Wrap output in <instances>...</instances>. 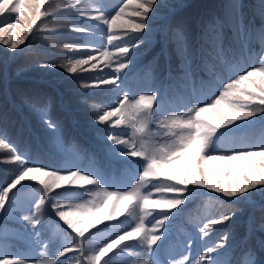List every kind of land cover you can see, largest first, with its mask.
Returning a JSON list of instances; mask_svg holds the SVG:
<instances>
[{
    "label": "trees",
    "instance_id": "obj_1",
    "mask_svg": "<svg viewBox=\"0 0 264 264\" xmlns=\"http://www.w3.org/2000/svg\"><path fill=\"white\" fill-rule=\"evenodd\" d=\"M37 2L24 0L20 13L0 14V28L5 29L0 32V133L7 135L18 152L27 154L30 167L60 170L62 174L66 170H83L84 174L100 176L104 181L100 188L117 193L130 191L139 180L142 165L131 158L116 160L108 156L96 133L111 132L138 143L142 134L135 132L132 124L139 126V118L133 120L129 109L120 126L105 128L96 124V115L109 107H119L118 100L123 98L124 91L118 92L112 85L88 86L97 79H108L114 74L115 62H124V58L114 57L111 68L104 65L102 58L83 65V70L78 68L75 73H68L67 68L75 60L99 57L107 48V25L90 18L98 9L111 19L124 8L118 24L141 22V18L134 15L139 10L137 0L131 3L129 0H44L41 12L46 15L41 16L24 42L12 49L10 45L31 23ZM81 12L88 15L82 17ZM17 15L20 20H16ZM147 23L149 27L142 34L113 30V35L125 36L123 41L113 44H134L137 36L144 40L131 53L132 63L123 70L122 85L123 89L133 92L130 100L141 94L158 93L150 122L152 135L144 139L161 148L176 141L180 132L176 128H161L162 122L171 124L172 118L186 119L190 109L214 100L222 83L227 82L232 73L264 63V11L261 0H159ZM9 24L16 27L9 28ZM75 28H85L88 34ZM86 41L89 47L81 48ZM108 50L114 51V48ZM91 63H96L97 68L92 69ZM41 64L57 67L42 68L38 66ZM254 79L259 82L262 77L257 74ZM82 98L86 102H82ZM256 106L264 107L258 101ZM41 111H47L48 117L58 125V132L47 128L40 118ZM165 117L169 120L165 121ZM110 119L114 124L121 117ZM238 123L242 126L226 132L217 141L218 148L254 150L250 146L264 141V114L252 118L251 123ZM213 163L221 166L222 183L232 179L225 175L227 163L209 162L210 169ZM231 165L235 170V162ZM19 170L20 166L10 161L8 150L0 148V185L10 183ZM18 188L14 203L0 215V259L8 254V259H23L25 264H46L58 255L62 246L75 242L76 234L55 216L53 202H58L60 210L76 212L75 205L82 201L94 202L99 196L92 193H100V188L94 185L88 186L84 195L72 189L54 190L55 195L49 193L39 209L41 223L37 225V236L23 216L34 208L44 186L31 181ZM141 192L151 193L149 199L152 200L178 198L173 194L161 197L151 186L142 188ZM61 197L71 199L65 201ZM221 201L228 198L208 190L195 191L178 210H172L163 227L157 225L159 231L155 232L153 225L162 217L155 212L146 216L145 228L150 233H164L162 241L158 242V257L154 259L164 264H175L184 256L198 259L208 246H214L227 233L225 245L215 253L219 264H238L245 252L251 254L247 259L264 264V229L260 227L264 224V193L245 194L231 204ZM66 203L73 207L63 206ZM117 204L119 206V202ZM231 208L237 211L230 221L210 225L207 235L200 232L210 219L228 214ZM141 215L139 208H133L130 217L122 216L120 223L111 224L102 237L86 241V250H95L97 242L102 243L103 238L119 228L130 230L140 222ZM139 253L141 247L130 243L128 252L110 256V264H140L147 257ZM60 261L61 264H81V257L78 253H69Z\"/></svg>",
    "mask_w": 264,
    "mask_h": 264
},
{
    "label": "snow or ice",
    "instance_id": "obj_2",
    "mask_svg": "<svg viewBox=\"0 0 264 264\" xmlns=\"http://www.w3.org/2000/svg\"><path fill=\"white\" fill-rule=\"evenodd\" d=\"M131 3V0H129ZM159 0H137V10L134 15L141 18V22L117 23V20L124 14V8H121L111 19H107L103 11L97 10L95 16L91 19L102 21L108 27L107 48L100 53L99 57L88 56L87 59L75 60L71 66L67 68L68 73H75L78 68L82 69L83 65L89 64L94 60L103 59L104 65L111 68L114 57L124 58V62H115L114 74L108 79H97L90 87L99 88L103 85H112L119 92L124 91L123 98L118 100L119 107L103 111L94 117V122L105 128L120 126L125 122L124 113L129 109L133 113V120H138L132 124L135 132L141 133V138L137 143L135 140L121 138L111 132L105 135L96 133V137L101 141L105 153L113 159H129L139 162L143 170L138 171L139 180L136 186L127 192H109L100 186L104 181L98 175L93 173L84 174L83 170L70 171L66 170L64 174L60 170L51 171L44 167L28 166L27 154H21L17 151L7 135L0 133V148L7 149L10 161L20 166V170L11 179L6 186L0 185V215L8 209V206L14 203V196L19 191L18 186H22L24 182L37 181L43 185L40 199L35 201L33 209L23 216V220L28 222L31 230L38 236L39 231L37 225L41 223V215L39 209L44 203L49 193L55 195L54 190L72 189L78 191L80 195L87 193L88 186L94 185L100 188V193H92L99 196L96 201H82L75 205L78 209L76 212L60 210L61 206L58 202L52 203L55 216L59 217L76 235L75 241L71 246H62V250L54 259H49L46 264H61L60 258L65 257L69 253H78L81 257V264H110V256L117 252L129 251L130 243H137L141 247L140 255L146 256L140 264H164V261L158 258L159 241L164 236L163 231L160 235L152 234L145 228V217L156 215L162 218L156 220L152 231H159L157 225L163 227L165 222L170 219L172 210L179 209V206L185 204L188 199L198 190H208L215 192L223 197H227L228 201H221L222 204H231L236 198H243L245 194L252 192L264 193V141L257 145L250 146L254 150H241L240 148L220 149L217 147V141L225 135L226 132L245 124L251 123L252 118L259 114H264V107H257L256 102L264 106V63L261 66H252L248 70L234 72L222 83L219 94L210 103H202L189 110L186 119L172 118L171 124L162 122L161 128L179 129L178 139L171 141L166 147L156 148L150 140L144 137H151L150 122L155 108L158 93L153 91L151 94H141L136 99L130 100L133 92L123 89L122 79L123 70L127 69L132 63L131 53L134 48H138L144 40L139 36L136 37V43L120 46L119 43L113 44L114 41H123L125 36L117 37L113 35V30H131L134 33H144L149 25L147 20L149 14L153 12L154 6ZM44 0H38L35 5V15L31 19V23L27 24L26 29L19 35V39L13 42L10 47L16 49L18 44L24 42L25 37L32 33L37 21L46 13L41 12V6ZM24 6V0H0V14L6 11L12 13H20ZM128 6V5H126ZM261 10L264 11V0H261ZM80 16H87V13L81 12ZM16 20H20V16H16ZM9 28H15V24H9ZM75 31L88 34L85 28H75ZM5 31L0 28V32ZM127 35V32H126ZM131 39V36H127ZM7 43V41H5ZM81 48L89 47L88 42L80 46ZM108 48H114L109 51ZM39 67L55 68V64H41ZM91 68L96 69L97 64L91 63ZM259 74L262 79L258 82L254 77ZM251 81L250 84L244 82ZM84 87V85H81ZM82 102L83 101L82 98ZM111 117H121V119L113 121ZM40 118L44 124L53 132H58L59 128L49 117L47 111H41ZM169 120L165 117V121ZM212 153V154H210ZM146 161L147 163H143ZM223 161L228 164L226 176L232 177L230 180L221 182V166L219 163H213L211 169L209 162ZM231 162H235V170ZM151 186L155 193L163 197L165 194H173V199H149L151 193L142 194L141 189ZM68 201L70 197H61ZM109 201L111 206L109 207ZM119 202V206L117 204ZM68 208H72L71 203H66ZM139 208L143 215L140 216V222L130 230L119 228L116 232L103 238V242H97L95 250L87 251L86 241L95 240L97 236H103V232L109 228L114 222L120 223L121 217L125 219L132 215V209ZM235 208H231L228 214H220L218 219H210L205 223L200 232L207 235L210 225L220 224L230 221L235 212ZM83 214L84 218L77 219ZM264 229V224L260 226ZM228 234L225 233L214 246H208L206 251L199 255L198 259L190 256H184L183 259L176 261L175 264H219L217 249L223 248L226 243ZM191 244V242H189ZM5 258L0 259V264H25L23 259H8V254H3ZM250 252L241 255L238 264H255L254 260L247 259Z\"/></svg>",
    "mask_w": 264,
    "mask_h": 264
}]
</instances>
